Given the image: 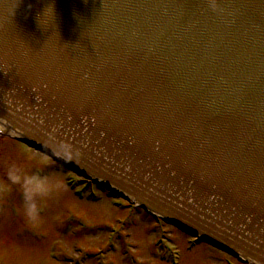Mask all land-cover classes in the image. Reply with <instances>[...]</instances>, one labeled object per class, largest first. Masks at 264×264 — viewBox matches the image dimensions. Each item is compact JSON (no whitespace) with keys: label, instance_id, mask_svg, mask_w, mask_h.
Masks as SVG:
<instances>
[{"label":"water","instance_id":"obj_1","mask_svg":"<svg viewBox=\"0 0 264 264\" xmlns=\"http://www.w3.org/2000/svg\"><path fill=\"white\" fill-rule=\"evenodd\" d=\"M0 134L264 264V0H0Z\"/></svg>","mask_w":264,"mask_h":264},{"label":"rangeland","instance_id":"obj_2","mask_svg":"<svg viewBox=\"0 0 264 264\" xmlns=\"http://www.w3.org/2000/svg\"><path fill=\"white\" fill-rule=\"evenodd\" d=\"M70 173L45 154L0 135V203L5 204L0 264L238 263L207 243L196 244V237L175 226H157L143 210L118 207L120 200L100 184L94 185L98 198H89L91 191L81 181L86 177ZM70 177L77 180L73 189ZM29 203L35 209L31 217Z\"/></svg>","mask_w":264,"mask_h":264},{"label":"clouds","instance_id":"obj_3","mask_svg":"<svg viewBox=\"0 0 264 264\" xmlns=\"http://www.w3.org/2000/svg\"><path fill=\"white\" fill-rule=\"evenodd\" d=\"M14 175V172H10V178L12 177ZM15 182V181H14ZM26 200H27V196H26ZM26 211H27V213H28V215L31 217V216H33L34 215V211H35V209H34V206L33 205H31L30 203L27 205V207H26Z\"/></svg>","mask_w":264,"mask_h":264},{"label":"flooded vegetation","instance_id":"obj_4","mask_svg":"<svg viewBox=\"0 0 264 264\" xmlns=\"http://www.w3.org/2000/svg\"><path fill=\"white\" fill-rule=\"evenodd\" d=\"M1 192H2V191H1ZM2 207H4V208L2 209ZM4 210H5V204H3V203L1 204V203H0V213H2Z\"/></svg>","mask_w":264,"mask_h":264},{"label":"bare ground","instance_id":"obj_5","mask_svg":"<svg viewBox=\"0 0 264 264\" xmlns=\"http://www.w3.org/2000/svg\"><path fill=\"white\" fill-rule=\"evenodd\" d=\"M143 211H145L144 209H143ZM178 229V228H177ZM179 230V229H178ZM181 231V230H180ZM183 232V231H182ZM185 233V232H184Z\"/></svg>","mask_w":264,"mask_h":264}]
</instances>
